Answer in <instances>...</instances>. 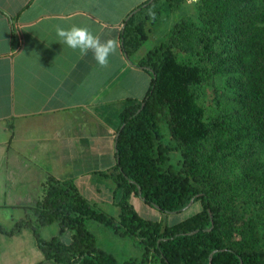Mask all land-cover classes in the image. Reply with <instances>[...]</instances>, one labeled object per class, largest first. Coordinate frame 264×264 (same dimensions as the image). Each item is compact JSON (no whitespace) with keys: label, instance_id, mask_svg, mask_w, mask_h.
<instances>
[{"label":"crops","instance_id":"crops-1","mask_svg":"<svg viewBox=\"0 0 264 264\" xmlns=\"http://www.w3.org/2000/svg\"><path fill=\"white\" fill-rule=\"evenodd\" d=\"M144 1L0 0L3 227L33 218L48 176L72 179L84 198L118 202L121 189L98 172L115 165L120 112L142 102L150 86V73L135 65L136 55L129 60L121 44L127 15ZM72 26L88 28L102 42L118 40L106 68L91 51L81 56L59 42L56 28ZM50 225L39 228L44 240L55 237L47 234ZM0 264L65 263L45 256L28 224L12 234L0 232Z\"/></svg>","mask_w":264,"mask_h":264},{"label":"trees","instance_id":"trees-1","mask_svg":"<svg viewBox=\"0 0 264 264\" xmlns=\"http://www.w3.org/2000/svg\"><path fill=\"white\" fill-rule=\"evenodd\" d=\"M157 1H144L124 21L121 44L129 60L148 42L142 23L135 22L136 18ZM205 7L209 18L205 21L209 29L205 31L216 34L213 39L205 35L206 51L213 50L217 40L224 43L231 32L236 33V39L224 43L222 49L231 59L229 66L238 73L235 78L241 95L245 96V111L232 121L259 145L264 141V0H208ZM215 26L219 28L217 31ZM157 52L156 45H148L136 61V66L151 75L149 89L142 102L120 112L114 140L115 165L98 172L121 189L118 217L84 198L72 179L48 176L43 196L33 209V218L21 219L10 229L0 224V232L12 234L29 224L45 256L65 264H264V250L234 249L227 245L228 219L209 198L213 190L210 170L202 167L186 149L181 152V169L163 168L166 149L160 146L158 133V118L163 108L156 91L158 68L163 61L159 62ZM212 123L221 128L226 126L224 119L216 118ZM242 158L246 159L247 155ZM138 189L145 203L163 213L180 212L196 201H200L201 209L173 224L144 219L128 201L132 193L138 195ZM89 219L140 245L144 251L142 259L118 262L100 250L87 228ZM54 222L58 223L60 233L66 229L72 231L69 244L60 243L57 237L41 238L39 228Z\"/></svg>","mask_w":264,"mask_h":264},{"label":"rangeland","instance_id":"rangeland-1","mask_svg":"<svg viewBox=\"0 0 264 264\" xmlns=\"http://www.w3.org/2000/svg\"><path fill=\"white\" fill-rule=\"evenodd\" d=\"M207 1L159 0L151 5L135 21L142 23L148 39L135 55L140 59L148 45H156L159 62L163 61L159 64L156 83L163 108L158 118L160 146L166 149L163 168L181 169V152L186 149L211 172L213 190L209 198L228 219L227 245L234 249L263 251L264 141L257 145L252 135L232 121L245 111V96L241 95L235 78L238 73L231 69L228 64L231 59L222 49L224 43L236 39V33L231 32L224 43L217 40L210 52L203 48L205 35L209 39L216 35L215 31H205L209 29L205 23L209 19ZM216 118L224 119L226 126L213 125ZM243 155L247 158L243 159ZM104 195L103 191L99 194ZM86 199L105 213L118 217L119 206L112 198ZM128 201L141 218L167 224L201 208L200 201H196L180 212L167 214L138 196H131ZM86 225L100 250L111 254L118 262L142 259L143 248L130 238L115 234L95 220H87ZM57 230L54 222L47 228V234L69 243L72 231L66 229L59 234ZM42 233L44 235L45 231Z\"/></svg>","mask_w":264,"mask_h":264},{"label":"clouds","instance_id":"clouds-1","mask_svg":"<svg viewBox=\"0 0 264 264\" xmlns=\"http://www.w3.org/2000/svg\"><path fill=\"white\" fill-rule=\"evenodd\" d=\"M56 35L61 44L74 51L78 50L81 56H86L91 51L97 64L105 68L108 66L109 56L119 47L117 39L111 38L102 42L99 36L86 27L72 26L67 29L57 27Z\"/></svg>","mask_w":264,"mask_h":264},{"label":"water","instance_id":"water-1","mask_svg":"<svg viewBox=\"0 0 264 264\" xmlns=\"http://www.w3.org/2000/svg\"><path fill=\"white\" fill-rule=\"evenodd\" d=\"M140 194H141V191H140V189H138V196L140 197Z\"/></svg>","mask_w":264,"mask_h":264}]
</instances>
